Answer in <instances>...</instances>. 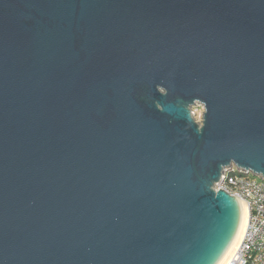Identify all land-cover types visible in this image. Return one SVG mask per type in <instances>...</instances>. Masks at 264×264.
<instances>
[{
	"label": "water",
	"instance_id": "95a60500",
	"mask_svg": "<svg viewBox=\"0 0 264 264\" xmlns=\"http://www.w3.org/2000/svg\"><path fill=\"white\" fill-rule=\"evenodd\" d=\"M233 166L264 177V0H0V264H211Z\"/></svg>",
	"mask_w": 264,
	"mask_h": 264
},
{
	"label": "built area",
	"instance_id": "2783aa9c",
	"mask_svg": "<svg viewBox=\"0 0 264 264\" xmlns=\"http://www.w3.org/2000/svg\"><path fill=\"white\" fill-rule=\"evenodd\" d=\"M202 107L200 112L197 107ZM193 119L203 125L205 109L201 103L190 107ZM261 177V176H260ZM259 180L252 171L245 172L238 167L224 169V176L215 185L242 199L248 207L247 227L237 250L227 264H264V177Z\"/></svg>",
	"mask_w": 264,
	"mask_h": 264
},
{
	"label": "bare ground",
	"instance_id": "6f19581e",
	"mask_svg": "<svg viewBox=\"0 0 264 264\" xmlns=\"http://www.w3.org/2000/svg\"><path fill=\"white\" fill-rule=\"evenodd\" d=\"M231 201L234 203L235 207L231 236L211 264L228 263L243 239L247 227L248 207L246 203L239 198L232 199Z\"/></svg>",
	"mask_w": 264,
	"mask_h": 264
},
{
	"label": "rangeland",
	"instance_id": "374dc122",
	"mask_svg": "<svg viewBox=\"0 0 264 264\" xmlns=\"http://www.w3.org/2000/svg\"><path fill=\"white\" fill-rule=\"evenodd\" d=\"M196 107H197V106H196ZM196 109L199 110L198 112H200V110L202 109V107H197ZM256 177H257L259 180H263V179H262L260 176H258V175H257Z\"/></svg>",
	"mask_w": 264,
	"mask_h": 264
}]
</instances>
